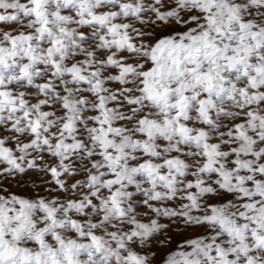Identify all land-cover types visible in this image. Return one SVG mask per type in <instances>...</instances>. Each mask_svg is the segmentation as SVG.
Here are the masks:
<instances>
[{
  "label": "snow or ice",
  "instance_id": "obj_1",
  "mask_svg": "<svg viewBox=\"0 0 264 264\" xmlns=\"http://www.w3.org/2000/svg\"><path fill=\"white\" fill-rule=\"evenodd\" d=\"M0 264H264V0H0Z\"/></svg>",
  "mask_w": 264,
  "mask_h": 264
}]
</instances>
